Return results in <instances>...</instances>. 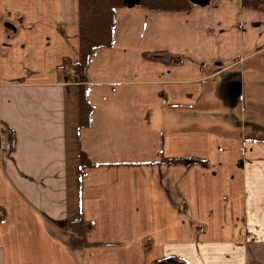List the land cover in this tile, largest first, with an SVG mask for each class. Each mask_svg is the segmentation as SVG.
Instances as JSON below:
<instances>
[{"label": "crops", "instance_id": "obj_1", "mask_svg": "<svg viewBox=\"0 0 264 264\" xmlns=\"http://www.w3.org/2000/svg\"><path fill=\"white\" fill-rule=\"evenodd\" d=\"M112 33L78 90V0H0V264H264V11L123 5Z\"/></svg>", "mask_w": 264, "mask_h": 264}, {"label": "trees", "instance_id": "obj_2", "mask_svg": "<svg viewBox=\"0 0 264 264\" xmlns=\"http://www.w3.org/2000/svg\"><path fill=\"white\" fill-rule=\"evenodd\" d=\"M123 5L122 0H78V58L75 61L65 58L59 65L64 77L76 83L79 86L78 90L84 88L85 81H87L86 68L94 51L99 47L111 45L115 11ZM138 5L155 10H186L193 3L188 0H139ZM241 6L264 11V0H241ZM77 107L80 125L87 124L92 107L80 91ZM2 130H5L10 144H13L14 140L11 132L0 122V132ZM175 161L189 164L195 162L196 159H175ZM90 226V223L80 219L69 222L68 227L72 234V242L74 244H82L84 242V232ZM177 261L180 260L175 257H169L152 264H170L177 263Z\"/></svg>", "mask_w": 264, "mask_h": 264}, {"label": "water", "instance_id": "obj_3", "mask_svg": "<svg viewBox=\"0 0 264 264\" xmlns=\"http://www.w3.org/2000/svg\"><path fill=\"white\" fill-rule=\"evenodd\" d=\"M188 1L199 6H205L210 2V0H188ZM122 2L126 6H134V5H138L139 0H122Z\"/></svg>", "mask_w": 264, "mask_h": 264}, {"label": "built area", "instance_id": "obj_4", "mask_svg": "<svg viewBox=\"0 0 264 264\" xmlns=\"http://www.w3.org/2000/svg\"><path fill=\"white\" fill-rule=\"evenodd\" d=\"M2 138H3V146L6 147L7 141H6V137H5L4 133H2Z\"/></svg>", "mask_w": 264, "mask_h": 264}]
</instances>
